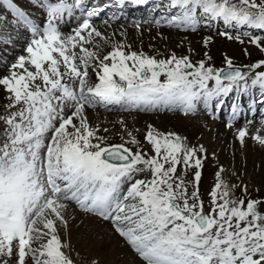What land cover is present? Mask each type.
<instances>
[{"label": "snow or ice", "instance_id": "1", "mask_svg": "<svg viewBox=\"0 0 264 264\" xmlns=\"http://www.w3.org/2000/svg\"><path fill=\"white\" fill-rule=\"evenodd\" d=\"M0 3L32 35L26 55L0 76L8 100L0 114V264H74L57 228L67 226L66 202L110 222L142 264H264V200L233 199L217 172L206 211L200 171L190 194L183 174L177 175L180 164L202 166L197 149L172 133H154L151 126L145 139L153 156L123 145L102 147L93 142L102 138L84 116L86 106L97 103L142 110L179 106L191 112L201 98L207 105L234 86L247 88L249 80L264 90V71L249 77L230 59L227 71L217 70L202 61L194 66L188 56L157 59L125 51L124 44L101 58L95 41L102 33L92 22L100 10L86 9L84 0H43L42 26L12 0ZM168 7L179 9L169 23L185 29L195 30L200 16L264 30V0H169ZM74 16L77 26L63 33L60 24ZM250 42L264 52L259 37ZM262 66L264 60L247 67ZM90 68L98 81L94 85ZM209 81L215 82L211 88ZM246 135V128L238 130L241 143ZM252 138L264 145L259 134ZM144 172L150 178H136Z\"/></svg>", "mask_w": 264, "mask_h": 264}, {"label": "rangeland", "instance_id": "2", "mask_svg": "<svg viewBox=\"0 0 264 264\" xmlns=\"http://www.w3.org/2000/svg\"><path fill=\"white\" fill-rule=\"evenodd\" d=\"M21 1L16 0L24 10L27 9L34 16L32 6L36 7L37 4L26 2L28 0ZM28 3L31 7L27 6ZM158 4L159 8L151 5L145 14H141L142 11L138 13V17L135 15L134 19L95 20V23L100 24L96 25V29L102 33V38L95 41L99 45L101 58L111 51L114 45L124 44L127 46L125 51L143 52L157 59H166L173 54L177 57L188 56L194 66H198L202 61L206 67L217 70H228L226 61L230 59L234 68H239L249 77L264 70V66L255 70L247 67L264 60V52L250 42L253 37H259L264 46V30L262 32L248 26H234L233 23H225L221 18L209 19L200 16L195 30L185 29L183 26L177 27L169 23L172 18L170 14L174 10L168 7L167 0ZM8 10L6 5L0 3V48L5 51L1 53L4 56L8 55L9 45L14 42L13 35L22 26ZM39 12L44 13L42 8ZM178 14L179 12L175 15ZM37 21L38 24L44 23V19ZM230 25L233 28L230 29ZM245 30L250 31L245 33ZM229 36L232 38L229 39ZM88 47L91 48L92 45ZM25 54L18 53L17 56L10 57L12 59H9L8 66L15 63L18 56ZM89 74V84L94 85L98 81L91 68ZM164 79L162 76L161 80ZM7 103L5 93V96L0 98V114L4 112V105ZM214 105L218 106V103ZM199 107V101L191 112L173 107L151 111L135 107L136 109L128 108L122 111L120 108L104 110L93 106L90 110H84V116L90 127L96 130V135L102 138L101 141L93 142L101 143L102 147L123 145L133 153L140 150L148 156H153L155 153L152 151V145L145 139L151 126L154 133H172L181 137L187 147L197 149V157L201 159L202 166L195 169L185 168L180 164L177 166V175L183 174L190 194L193 190L194 173L200 171L198 189L201 199L205 202L206 211L208 194L217 182V172H220V179L231 188L233 199L264 200V145L252 138L257 134L264 137V119L260 118L262 121L259 123L252 122L254 117L245 120L240 118L236 122H216L203 114ZM118 110L121 113H117ZM74 122L78 125V121ZM241 128L247 129L243 143L238 139V130ZM132 139L136 140L135 144L131 143ZM201 147L203 151H200ZM136 178L148 179L150 173H141ZM66 203H70L69 209L64 212L67 226L58 223L57 228L62 244L68 246L65 247L67 251L65 248L63 250L74 260V264H92L93 261L95 264H142L125 240L114 231L110 222L84 213L74 202ZM260 208L264 211V204Z\"/></svg>", "mask_w": 264, "mask_h": 264}, {"label": "bare ground", "instance_id": "3", "mask_svg": "<svg viewBox=\"0 0 264 264\" xmlns=\"http://www.w3.org/2000/svg\"><path fill=\"white\" fill-rule=\"evenodd\" d=\"M27 2V1H26ZM25 2V3H26ZM36 3V2H35ZM27 4V3H26ZM37 5H36V7H33L32 6V11H33V13H34V16H33V19L30 17V16H28V18H30L31 19V21L34 23V24H37V25H43L44 23H41L40 22V24H38V21H37V19L39 20V19H47V15L45 16V12L44 13H40L39 12V10H40V8H42L43 9V11H45L46 9H44V7H43V5L42 4H40V2H37L36 3ZM30 5V3H28V5L27 6H29ZM92 6V5H91ZM30 7H31V5H30ZM37 8V9H36ZM29 9V8H28ZM28 11V10H27ZM31 15V14H30ZM80 15V13L79 12H77L76 13V16H79ZM134 17V16H133ZM10 20V19H9ZM16 22V21H15ZM93 22V26L96 28V25L97 26H99L100 24L99 23H95L94 21H92ZM16 24V23H15ZM19 24V23H18ZM77 24H78V21H77V19L75 18V16L73 17V18H70V19H66L65 20V22L64 23H62V24H60V30L63 32V33H65V34H68V33H70L71 32V30L73 29V28H75L76 26H77ZM21 25V24H20ZM13 40H14V42H12V44L11 45H9V50H8V55L6 54L5 56L3 55V54H1V53H4L5 51L3 50V48H0V76H6V75H8V73H9V62L8 61H10L9 59H12L16 54H25V51H24V48H26L27 47V44L30 42V40H31V38H32V35H31V32H29L28 31V29L24 26V25H22L21 26V28H20V30L16 33V34H14L13 35ZM12 40V39H11ZM27 40V41H26ZM18 44V45H17ZM11 55V56H10ZM26 55V54H25ZM17 56V55H16ZM10 57H12V58H10ZM4 58V59H3ZM15 60V59H14ZM11 64V63H10ZM90 75V74H89ZM115 79H117L118 80V77H114ZM95 79V78H94ZM229 93H233V89L229 92ZM5 96V92L2 90V89H0V98L1 97H4ZM216 97H213L212 98V100L213 99H215ZM245 104H246V101L244 102ZM253 105V104H252ZM252 105H250V106H252ZM94 107H96L97 106V104H94L93 105ZM92 106V107H93ZM257 105H255V107H256ZM92 107H87L86 106V108L85 109H89V108H92ZM130 107V109H128ZM246 107H249V105H247L246 104ZM112 108H120V109H122V111H124L125 109H128V110H131V109H133V106H129V105H126V104H123V105H120V106H117V105H115V104H109L108 105V109H112ZM90 110V109H89ZM150 111L151 110H159V108H153V109H149ZM199 110V109H198ZM114 111V110H113ZM116 111V110H115ZM119 112V110L117 111V113ZM119 113H121V112H119ZM124 113V112H123ZM89 114V113H88ZM113 114H115V112H113ZM127 115V114H126ZM262 117H264V114H262ZM215 120V119H214ZM216 122H217V120H215ZM252 121V120H251ZM258 121V123L260 122V121H262V120H260V118H258V117H255L254 119H253V123H256ZM263 123V122H262ZM70 205V203L68 204V206ZM68 206H67V208H68ZM69 209V208H68ZM67 210V209H66ZM67 213V212H66ZM66 247H68V246H66ZM66 249V251H67V248H65Z\"/></svg>", "mask_w": 264, "mask_h": 264}]
</instances>
